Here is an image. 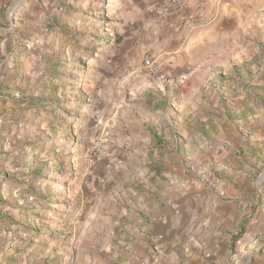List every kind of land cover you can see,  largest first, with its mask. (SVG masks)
Listing matches in <instances>:
<instances>
[{
  "label": "rangeland",
  "instance_id": "1",
  "mask_svg": "<svg viewBox=\"0 0 264 264\" xmlns=\"http://www.w3.org/2000/svg\"><path fill=\"white\" fill-rule=\"evenodd\" d=\"M159 1L0 0V264H129L126 226L169 188L153 137L179 111L144 70ZM237 74L190 105L238 144L214 124L191 154L202 137L230 154L211 171L241 202L247 261L264 250V40Z\"/></svg>",
  "mask_w": 264,
  "mask_h": 264
},
{
  "label": "crops",
  "instance_id": "2",
  "mask_svg": "<svg viewBox=\"0 0 264 264\" xmlns=\"http://www.w3.org/2000/svg\"><path fill=\"white\" fill-rule=\"evenodd\" d=\"M199 5L206 7L207 19L178 29L175 23ZM152 24L157 27V47L145 58L155 54L160 69L176 80L174 86H169L165 101L174 100L179 111L168 121L167 133L153 137L166 166L165 184L169 188L164 200L140 209L126 226L129 264H264V250L254 258L250 252L247 261L243 260L250 242L242 226L241 202L238 196L232 198L226 183L211 171L218 164L229 163L230 154L208 151L205 137L198 147L205 151L199 157L191 154L202 128L209 131L214 124L218 130L211 138L214 143L219 141L220 147L227 144V150L233 148L240 138L227 136L219 126L221 120H213L212 113L203 124V118L190 105L195 97L202 98L209 87H220V81L238 79L237 72L257 53L264 40V0H187L182 14L174 13L161 22L155 16ZM4 42H0L2 50ZM145 80L148 82L146 77ZM215 91L218 93V88ZM146 96L150 93L143 99ZM221 100L219 96L216 102ZM180 115L188 124L184 132H177L175 127V118ZM194 162L210 169L206 170L219 180L222 195L198 181L184 184L182 179L188 177V167Z\"/></svg>",
  "mask_w": 264,
  "mask_h": 264
},
{
  "label": "built area",
  "instance_id": "3",
  "mask_svg": "<svg viewBox=\"0 0 264 264\" xmlns=\"http://www.w3.org/2000/svg\"><path fill=\"white\" fill-rule=\"evenodd\" d=\"M187 7V0H160L155 9V15L158 19L162 20L170 15L182 14ZM207 9L205 6L200 5L194 11L189 12L182 17V19L175 23L178 29L183 27H187L189 25L194 24L196 21L206 20L209 16L207 13ZM145 71L151 77L157 85L160 86H174L176 84V80L173 76L164 73L160 67L157 65L156 55L151 54L147 56L144 60ZM94 160V157L92 161ZM177 180V178H175ZM184 184L192 183L193 181H198L202 185L209 187L210 189L218 192L220 195L223 194V189L220 185L219 180L211 177L207 170L198 165V164H190L188 167V177L186 179H182ZM142 264H151L147 262H143Z\"/></svg>",
  "mask_w": 264,
  "mask_h": 264
}]
</instances>
